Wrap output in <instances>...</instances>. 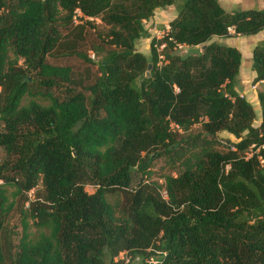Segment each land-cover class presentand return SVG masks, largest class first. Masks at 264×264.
<instances>
[{"label": "trees", "instance_id": "obj_1", "mask_svg": "<svg viewBox=\"0 0 264 264\" xmlns=\"http://www.w3.org/2000/svg\"><path fill=\"white\" fill-rule=\"evenodd\" d=\"M173 2L0 0V264H264V90L253 126L241 53L214 40L260 31L264 7L180 0L145 56L143 21ZM250 70L264 81V41ZM159 157L181 165L160 184Z\"/></svg>", "mask_w": 264, "mask_h": 264}, {"label": "rangeland", "instance_id": "obj_2", "mask_svg": "<svg viewBox=\"0 0 264 264\" xmlns=\"http://www.w3.org/2000/svg\"><path fill=\"white\" fill-rule=\"evenodd\" d=\"M182 2V1H181ZM229 2H232V5L234 6H225V2H222L224 5L223 8L228 10H241V9H248V8H259L264 7V0H230ZM234 2V3H233ZM180 3V0H174L173 4L170 6H166L163 8L155 9L153 14L145 21H143V26L147 30L148 36L146 38L139 39L135 42V49L145 56L149 55V42L151 38H155L156 36H159V38L162 36L163 32L165 31V25H167L168 21L172 19L175 16V10L176 5ZM95 22L98 25V28H104L105 26L99 22V20H95ZM241 47V60H242V71H247L248 63H250V58H248V53L246 50V47H248L247 44L239 45ZM249 48V47H248ZM196 48L188 49L186 47L180 48L177 53L178 54H184L186 51L194 52ZM250 53V52H249ZM252 83H247L246 86L250 90H264V83H260L252 89L251 86ZM28 98H23L21 103L24 104ZM35 100L41 104H46V100L35 98ZM254 111V119L252 121V125L256 126L259 123L260 120V111L259 107L254 104L253 106ZM200 125L199 123H194L190 126L189 130H187L185 133L189 134H195L199 132ZM215 138L218 139H229L231 141H235L233 135L225 132L220 131L217 132V136ZM223 144V143H222ZM216 148H220V143H214ZM1 155V152H0ZM181 169V165L178 163V160H175L173 163L167 158V157H159L155 159L151 165L150 169V175L149 180L156 181L158 184L163 181V177L167 174H175L178 172V170ZM85 190L87 192H92L93 188L91 186H85ZM161 190V189H160ZM162 192V190H161ZM27 195L31 198L33 196V191H29ZM35 229L33 226L30 227V231L33 232ZM117 259H122L124 263L126 264H140V260L138 257L130 258L129 255H126L125 253H120L117 257Z\"/></svg>", "mask_w": 264, "mask_h": 264}, {"label": "crops", "instance_id": "obj_3", "mask_svg": "<svg viewBox=\"0 0 264 264\" xmlns=\"http://www.w3.org/2000/svg\"><path fill=\"white\" fill-rule=\"evenodd\" d=\"M229 1L230 0H218L219 4L222 7L224 6L222 4V2H225V6H230V7L234 6V5H232V2H229ZM259 8H263V7H259ZM228 11H230V10H228ZM214 40H216L217 42L226 44V45L234 46L240 52H241V50H240L241 47H239V45H241L243 42V44H247L249 47V48L246 47V50L248 53L247 54L248 58H250L252 48L255 45H257L258 43L264 41V27L260 31L256 32L255 34H252V35H233V36H229V37H220V38L214 37ZM253 77H254V72L252 70H250V63H248L247 71L243 72L242 71V60H240L235 89L239 95H242L251 104L252 108H254L253 107L254 104L257 105V107H259L258 100L256 97V91L250 90L246 86L247 83H252ZM260 83H264V81L256 83V84H251L250 87L252 89H254V87ZM259 111H260V109H259Z\"/></svg>", "mask_w": 264, "mask_h": 264}, {"label": "built area", "instance_id": "obj_4", "mask_svg": "<svg viewBox=\"0 0 264 264\" xmlns=\"http://www.w3.org/2000/svg\"><path fill=\"white\" fill-rule=\"evenodd\" d=\"M168 25H165V30H167ZM228 30H230V28H228ZM156 39H159V36H156ZM163 43H154L153 47L155 48V51L157 53V65L162 64V62L164 61L163 59V54H162V48H163ZM182 47L181 45H177V48ZM90 56H92V54L90 53ZM227 167V166H226Z\"/></svg>", "mask_w": 264, "mask_h": 264}, {"label": "water", "instance_id": "obj_5", "mask_svg": "<svg viewBox=\"0 0 264 264\" xmlns=\"http://www.w3.org/2000/svg\"><path fill=\"white\" fill-rule=\"evenodd\" d=\"M149 68H150V64H147V70H146L145 74L148 73V69H149Z\"/></svg>", "mask_w": 264, "mask_h": 264}]
</instances>
